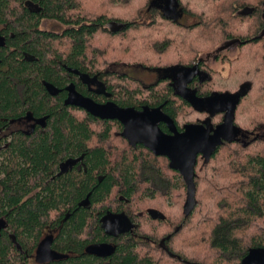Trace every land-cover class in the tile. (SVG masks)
Segmentation results:
<instances>
[{
    "label": "trees",
    "instance_id": "trees-1",
    "mask_svg": "<svg viewBox=\"0 0 264 264\" xmlns=\"http://www.w3.org/2000/svg\"><path fill=\"white\" fill-rule=\"evenodd\" d=\"M112 1L0 0V31L7 35L6 46L0 48V114L15 117L32 110L47 116L50 128L21 143L11 154L15 170L12 190L41 191L29 200L26 211L20 209L18 227L26 228L32 237L49 225L52 210L70 208L72 215L64 223L58 245L78 256L60 264H90L83 252L89 242V212L78 206L80 200L91 192V200L99 202L119 188L139 204V194L153 191L151 186L160 183L142 178V173L164 179L163 169L174 174V186L183 193L175 194L172 186L173 199L180 200L171 228L162 231L166 239L170 236V252L190 264H242L250 249L264 248V0H175L179 10L196 18L190 25L169 18L161 4L165 0ZM144 13L150 15V21L143 20ZM47 21L62 27L60 32L43 28ZM130 34L135 35L130 38ZM107 40L114 45L105 52ZM231 40L240 42L238 50L252 51L242 55L245 67L231 72L238 79L235 82L230 74L215 76L209 69L205 70L208 78L177 92L165 76L146 85L109 68V64L163 71L192 67L204 53ZM65 66L90 77L98 75L113 101L123 108L163 106L180 132L189 124L210 122L215 128L222 122V112L211 115L197 109L193 97L206 100L242 93L234 122L238 137L224 141L210 159L198 157L196 205L189 215L184 208L186 186L166 157L150 155L142 145L132 149L119 134L123 129L119 122L103 121L65 105V88L70 83L85 96L105 100L92 95ZM45 83L60 93L51 95ZM160 126L168 132L164 124ZM114 130L118 131L115 135ZM113 140L127 147L117 150L113 146L112 151L106 144ZM223 149L231 157L226 162L221 157ZM20 156L29 163L17 162ZM69 156H84L87 173H70L46 187L59 159ZM11 198L15 199L5 195L3 200ZM92 221V241H97L101 232L96 216ZM168 257L158 245L124 243L111 264H174ZM0 264H15L1 239Z\"/></svg>",
    "mask_w": 264,
    "mask_h": 264
},
{
    "label": "flooded vegetation",
    "instance_id": "flooded-vegetation-1",
    "mask_svg": "<svg viewBox=\"0 0 264 264\" xmlns=\"http://www.w3.org/2000/svg\"><path fill=\"white\" fill-rule=\"evenodd\" d=\"M174 1L175 0H165L164 3H161L162 8L165 12H167L169 18L175 20L176 22L185 24V19L190 17L179 10V7L175 4ZM172 6H176L177 10H173L171 8ZM0 35L5 41V45L3 46L5 47L7 44V35L2 31H0ZM239 44L240 42H238V40L227 41L225 46L219 47L213 56L211 53H209L207 54L206 58H199V61L194 66H192L193 68L177 66L176 68H172V70L170 71L166 70V72L163 70L148 71L152 72V74L155 75L156 81L162 76L170 77L168 79L171 80L175 85V89L177 90V92H182V88L196 85L198 84V81L202 82L209 77V74L205 71L211 69V67L208 65L209 60H213L214 62L219 60L227 61L230 58L225 55L222 56V53L224 51L230 50L231 46L238 47ZM228 45L231 46L229 47ZM0 69L3 68L1 67ZM78 78L80 79L79 76ZM81 82L92 95L103 96L105 98V100H103L102 102H98L95 100L96 102L106 103L108 101H113L112 97L108 98L104 95L98 94V92L102 90V86L101 84H99V82H95V85H87L83 83V81ZM44 85L47 90L46 83ZM54 91H57L58 94L60 93V91L56 90V88H54ZM65 92L66 97L64 98V103L68 97L66 88ZM185 92L187 93V91ZM205 99L206 100L204 104H202L204 106V109L208 112H213L214 114H216V108L209 105L211 104V101L207 100V98ZM221 107H224L225 109V113L222 114L223 122L226 110L228 108L227 102L223 101V103H221ZM47 119V116H38L32 110H26L15 117H8L0 114V239L4 240L6 245L9 247L10 260L13 261V263L15 262V264H60L71 259L72 257L78 256V254L74 253L72 249H64L63 247L58 245V242L63 235V229L65 228L64 223H66L72 215V210L70 208H56L52 210L50 214L49 225H43L41 228H39L38 233L32 237L30 236L29 231L26 228L19 229L18 227L19 220L17 216L20 209L22 208V210L26 211L28 209L27 205L29 203V200L35 198V196L40 194L41 191L39 189L33 190L31 192H29L28 189L23 192H16L12 190L13 184H11V182L15 178L13 175L15 173V170L12 165L13 157L11 154L13 150H16V148L19 147L21 143H28L31 138H37L39 135H43L47 131H49L50 128L48 126ZM103 121L119 122L117 120ZM222 122L217 124V126ZM123 130L124 127L119 133L121 134V136L123 134ZM129 144L134 150H137L138 147L141 146V144ZM145 148L148 150V154L156 156L147 147ZM17 155L19 154L17 153ZM16 161L22 164L29 163L27 158H21V156L19 159L17 158ZM87 171L88 167L85 162L84 156H69L64 160L59 159L57 168L54 171L55 174H49V180L47 181L46 187H48L51 182H56L57 179L68 176L70 173H87ZM142 175V178L144 179H153V182L154 180H157L160 183L155 182L153 184L154 187L151 186L153 191L141 192L139 195L140 199L142 200L138 202L139 204H136V201H134L133 199H129L128 197H126L119 188H116L115 190L109 192L107 197L99 202H93L91 200V192H89L78 203V206L81 209H85L89 212V227L87 238L89 242L83 252L86 256L89 257V260L91 262L90 264H111V260L117 252L119 245L124 243H131V245L136 247H139L142 244H152L153 246L158 245L161 251H164L166 254H168V258L173 260L174 264H190L188 260L178 255H174L170 252L168 248L169 243L167 241L170 236H168V238L166 239V236H164L166 232H162L165 229L171 228L173 224L172 217L170 216V214H167V210L170 209L168 205H172V203L174 202L171 182L172 178L169 179L164 176L163 179L162 176H146L145 171L142 173ZM181 178L187 190V184L182 175ZM99 181L101 182L102 178H99ZM5 195H9V197H15V199L12 200L11 198L4 201L3 199ZM87 199L88 204L84 206L83 203L87 202ZM186 200L187 191L184 208ZM62 213H64L63 217ZM93 216H96L97 223L101 232L99 236L100 240L97 241H92L94 239L92 236L94 233V228L92 227V224L94 223L92 221ZM149 229L150 231H148ZM46 240H50L51 250L53 252L60 255H66L68 257L63 260L41 263L38 259V252L40 245ZM96 244L112 245L115 247V252L113 255L108 257H100L88 254L87 248Z\"/></svg>",
    "mask_w": 264,
    "mask_h": 264
},
{
    "label": "water",
    "instance_id": "water-1",
    "mask_svg": "<svg viewBox=\"0 0 264 264\" xmlns=\"http://www.w3.org/2000/svg\"><path fill=\"white\" fill-rule=\"evenodd\" d=\"M171 8L177 10L176 6ZM4 45L5 41L0 35V47ZM65 68L68 72L79 76L81 81L87 85H95V82H99L102 90L98 94L108 98L112 97L106 91L103 83L99 81L98 75L90 77L78 70L66 66ZM167 78L170 77L167 76ZM46 87L51 95L55 96L58 94L57 91H54L51 84L46 83ZM66 91L68 93V97L65 100L66 106L81 108L100 120L119 121L124 127L122 136L129 143L134 145L141 144L151 150L156 156H163L169 159L171 167L181 173L187 184L186 215H189L196 205L195 166L197 165L198 157L201 155L205 159H210L218 148L223 145L224 141L236 139L239 135L234 122L235 112L242 93L222 95V97L215 95L207 99L211 101L209 105L214 106L217 113H225L221 103L223 101L227 102L228 108L224 121L216 128H213L210 122H205L186 125L184 130L180 132L174 120L164 112L163 106L156 108L146 106L141 110H137L132 107L123 108L113 101L98 103L91 97L81 94L73 83L66 87ZM193 99L197 109H204L202 104H204L205 100L196 97H193ZM210 113L214 115L213 112ZM161 124L166 126L168 132L162 130ZM87 204L88 199L83 205L86 206ZM114 252L115 247L109 244H96L87 248L88 254L100 257L111 256ZM67 257L66 255L53 252L50 240H46L40 245L38 259L41 263L63 260ZM242 264H264V248L250 249L247 256L242 260Z\"/></svg>",
    "mask_w": 264,
    "mask_h": 264
},
{
    "label": "rangeland",
    "instance_id": "rangeland-1",
    "mask_svg": "<svg viewBox=\"0 0 264 264\" xmlns=\"http://www.w3.org/2000/svg\"><path fill=\"white\" fill-rule=\"evenodd\" d=\"M112 2H114L116 4L117 3V0H113ZM143 16H144L143 17V20L144 21H150L151 17H150V15L148 13H144ZM195 21H196V18L190 16V18H186L185 19L184 23L187 24V25H190V24L194 23ZM43 28H45V29H47L49 31L55 30V31H59V32L62 29V27H60L54 21L44 22ZM141 33H144V32H141ZM134 35L135 34H133L132 36H134ZM132 36L130 34V38ZM107 41L108 42H107V45H106V48H105V52L111 51L113 49V45H114L109 40H107ZM225 44H226V42H223L219 47L225 46ZM228 46L230 47L231 45H228ZM219 47H217V48H219ZM229 47H227V48H229ZM217 48L215 50H213L212 52H210L212 54V56L216 52ZM225 50H226V48H225ZM251 53H252V51L251 52H249V50L241 51V50H238V47L231 46V49L230 50L224 51L222 53V56L225 55V56H227L230 59H228L227 61H221V60H219V61H216V62H214L213 60H209L208 61V65L211 67L212 74L214 73L215 76H217V75H220V76L221 75L228 76L230 74V76H229L230 79H232V81L235 82V81H238V79L235 78V76L232 77L231 76V72L233 74V72L235 70H238L239 68L245 67L246 63H245V61L242 60V55L244 54V57H245L247 54H251ZM207 54H209V53L208 52L207 53H204V58H206ZM234 59L238 60V62L231 63L230 61H233ZM249 66H250V64H248V67ZM250 67H253V65H251ZM109 68L111 70H113V71L126 72V73L130 74L131 76L140 79L146 85L151 84V83H154L156 81L155 75L152 74V72H149L148 70L143 69V68L138 67V66H129V65L128 66L127 65L125 66L123 64H109ZM262 104H264V102H262ZM198 118L203 119L204 117L203 116H199ZM117 132H118L117 130H114V135ZM255 135H257V134H255ZM106 146L107 147H112V151L114 150L113 149V146L117 150H123L125 147H127L126 144H122L119 141L117 143H115L114 140L111 143L106 144ZM230 149H232V148H230ZM221 157L223 158L222 160H224L225 162H226V160H229L231 158L227 154V149H223L222 150ZM161 171L166 175L165 177H167L169 179L173 178V176H174V174H172L168 170H166V172H165L163 169H161ZM171 182H172V186H173V189H174V187H175L174 184L175 183L173 182L172 179H171ZM145 187H146V185H145ZM175 190H176V192H174L175 194L183 195L181 189H177L175 187ZM185 198H186V196H185ZM179 200L173 199L174 202L172 203V205H168L170 207V209L167 210V214H170V216L172 217V219H173V216L176 215V214H174V210L176 209L177 203H178Z\"/></svg>",
    "mask_w": 264,
    "mask_h": 264
}]
</instances>
